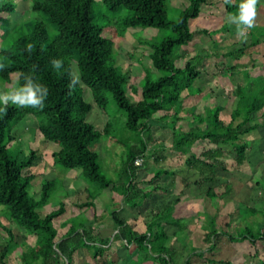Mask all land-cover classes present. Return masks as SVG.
Returning <instances> with one entry per match:
<instances>
[{"label": "trees", "instance_id": "obj_1", "mask_svg": "<svg viewBox=\"0 0 264 264\" xmlns=\"http://www.w3.org/2000/svg\"><path fill=\"white\" fill-rule=\"evenodd\" d=\"M23 1L30 2L32 13L44 19H35L27 35L17 39L12 46L1 48V86L6 85L8 90L13 86L17 89L23 86L26 76H31L35 83L47 87L48 95L43 107H15L10 102L0 105V217L35 239L30 246L22 243L27 248L22 249L19 264H78L82 257L86 259V264H116L113 258L115 241L124 242L131 257L129 264H179L175 259L176 250L168 245L170 228L177 229L173 232L175 238L185 230L183 219L173 215L174 203L158 210L144 207L161 188L159 184L154 186L152 183L164 176H171L175 182L176 173L159 169L155 170L148 183L136 181L142 166L136 165L135 161L138 157L143 158L148 151L150 127L159 124L173 130L172 144L175 151L188 156L186 165L200 171L202 182H212L216 177V168L224 167L223 158L227 155L225 148L233 147L237 163H244L247 145L240 141L241 136L264 126V122L256 123L255 118L256 114L264 110V81L259 87L247 83V79L237 84L235 92L238 101L228 120L222 118L221 114L226 110L220 105L210 106L204 117L197 116L191 110L181 114L187 94L194 95V83L202 77L200 68L209 59L197 55L187 59L186 49H182L193 42L196 34H212L206 28L196 27L192 30L190 27V20L199 17L202 7L209 4L208 0H188L189 4L177 20L168 18L166 0H103L112 13L126 10L124 17L115 21L122 34L138 28L169 31L159 41L139 39L141 44L151 48L149 57L152 69L159 74L155 79L144 75L141 99L134 103L127 95L129 75L113 57L116 49L114 39L104 36L105 27L101 28L95 23L93 10L96 0ZM231 2H225L228 13L238 11L240 2ZM15 8V3L8 0L0 5V14L10 15ZM46 22L55 29L52 35H49ZM110 33L113 35V30ZM116 34L114 32L113 36ZM257 45L259 41L253 40L248 45L221 53V57L239 61L248 49ZM176 51L178 54L173 57ZM54 59L62 61L59 70L52 67L51 61ZM74 60L79 69L78 77L72 73ZM235 64L230 75L235 73L236 66H240ZM250 65H253V59ZM73 77H77L78 82L70 87ZM257 78L264 79V76L259 75ZM83 86L90 88L94 104L104 115H107V95H111L127 116L126 128L134 132L135 142L128 144L120 140L126 152L118 179H112L102 171L100 155L96 151L103 136H109L111 122L108 120L102 131L88 122L87 117L93 105L85 101ZM132 89L137 92L134 86ZM197 90L201 93L199 88ZM27 116H33L37 122L34 141L40 142L42 147L53 143V148L45 151L32 148L28 152L23 149L11 130ZM189 119L194 125L189 130L182 131V128L177 127V122ZM201 123H205L204 127L199 125ZM201 141L213 147L199 156L192 155L190 149ZM15 147L18 149L13 155ZM43 152L52 157L55 168L60 167L66 172L76 171V178L86 183V202H74L66 192L57 209L44 217L40 215L39 210L49 204L58 182L57 179H41L39 198L30 193L36 176L31 169ZM146 183L151 187L146 188ZM224 188L222 196L231 192L228 184ZM108 189L111 191V202L115 203L109 213L115 233L112 237H102L101 231L95 228L100 221L96 200ZM207 195L215 198L219 194L215 188H209ZM122 202L130 208L148 210L149 219L145 222L144 231L134 229L121 217L120 207L115 209V206L117 203L121 206ZM248 212L256 213L251 208ZM216 224V217L207 218L205 226L208 225V229H205L204 241L210 245L208 250H214L218 239L226 236L233 243L248 242L254 250L251 257L258 258L264 251V222L259 224L258 229L245 225L234 233L220 231ZM66 225L68 229L65 234L57 239L59 228ZM0 230L8 238L7 243L0 244V264H9L7 257L17 245L15 234L1 220ZM195 252L197 256H203V251L193 249L192 253ZM207 262L233 264L232 260L207 259ZM181 264L191 263L188 258ZM259 264H264V259H259Z\"/></svg>", "mask_w": 264, "mask_h": 264}, {"label": "rangeland", "instance_id": "obj_2", "mask_svg": "<svg viewBox=\"0 0 264 264\" xmlns=\"http://www.w3.org/2000/svg\"><path fill=\"white\" fill-rule=\"evenodd\" d=\"M6 1L8 0H0V5ZM96 1L95 9L93 10L95 23L101 28L105 27L104 36L114 39L116 49L113 57L130 78L128 80L127 95L132 102H138L141 99L144 75L148 74L152 79H155L159 74L152 69V61L149 57L152 51L151 48L148 45L141 44L139 39L159 41L164 36H167L169 31H161L156 28H138L129 29L127 33L122 34L120 26L115 24V21L124 17L126 10L121 9L118 13H112L103 4V0ZM227 1H232L231 4L241 2V0H208L209 4L202 7L199 17L190 20L192 30L196 27L206 28L212 32L210 34L212 38L210 35L198 33L189 46L182 48L183 50L186 49L184 52L187 53V59L194 55L200 58L207 56L209 59H204L203 67L200 68L202 77L194 83V95L187 94L181 114L191 110L197 116L202 115L204 117L206 109H209L212 105H220L226 110L221 114L222 118L228 120V116L236 107L238 101L235 92L237 84H240L243 79H247V83L255 84V87H259L261 83L263 84L264 79H258L257 77L259 75L264 76V0H258L254 26L245 31L244 37L236 34L235 24L228 23L229 15L236 14L237 10L228 13L225 9V2ZM12 2L16 5L15 11L10 15L0 14V50L3 47L12 46L17 39L27 35L32 30L35 19H44L43 16H36L32 13L30 2L23 0H12ZM188 4V0H166L168 18L177 20L181 11ZM46 27L50 32L49 35H52L55 30L54 27L48 22H46ZM110 30H113V35L114 32H117V34L115 36L111 35ZM253 40L259 41V45L248 49L246 55L239 61H235L230 57H221V53L248 45ZM176 54H178L177 51L173 57ZM251 59H253V65H250ZM235 63L240 66H236L235 73L230 75L231 71H233L231 68L236 65ZM72 68V73L78 77L79 69L75 60L72 61ZM145 68L148 70L145 71ZM1 83L0 81V92H9L16 89L13 86L8 90L6 85L1 86ZM132 86L137 88V92L132 89ZM197 88L201 90V93L198 92ZM83 97L85 101L93 105L92 111L87 117L88 122L92 123L99 131L103 130L108 120L111 122L109 136H103L96 147V151L100 155L99 162L102 171L108 177L118 179L126 152V148L120 143V140L126 141L128 144L135 142L134 132L126 128L127 116L123 110L118 108L111 95H107V115L102 114L99 107L94 104L92 92L87 86H83ZM12 106L16 107L13 104ZM262 111L264 112V110ZM262 111L255 115L256 123L258 124L264 122V113ZM33 120L35 121L33 116L23 118L12 128L11 134L15 135L27 152L32 148L40 151L53 148V143L42 147L40 142L34 141L35 138L31 137L29 129L33 127ZM191 121L192 119L181 120L177 122V127L182 128V131H187L194 126ZM199 125L204 127L205 123ZM150 128L151 140L148 143V151L143 156V162L140 165L142 168L137 174L136 181L148 183L153 178L155 170L159 169L176 173L175 182L171 176H164L152 183L154 186L159 184L161 188L144 206L158 210L174 203L173 215L176 218L183 219L185 225V230L182 234H178L180 235L178 238L173 235V232L177 231V229H169L171 232L169 231L168 245L176 250V261L181 264L189 258L191 264H211L207 262V259L215 261L232 260L233 264H259V259H264V251L258 258L251 257L250 254L254 250L246 241L233 243L228 237L222 236L216 242L217 246L214 250L210 251L208 250L210 245L204 241V238L205 229H208V225H205L209 216L216 217L218 230L228 231L229 233L238 232L245 225L258 229L259 224L264 222V126L241 136L240 141L247 145L244 163L240 165L237 163L233 147L227 146L225 148L227 155L223 158L224 167L219 166L216 168V177L212 182H202L200 171L190 169L186 165L185 161L188 156L175 151L172 144L173 130L169 127H162L159 124ZM211 147H213L212 144L201 141L196 143L190 150L192 155L199 156L203 151ZM16 149L18 147L13 148V155L17 153ZM53 163L52 157L48 155L39 156L34 162L31 171L36 176L32 182L30 193L35 198H39L41 189V179L35 170L39 171L41 168L44 169V167L51 166ZM55 169L54 177L49 180L57 179L56 190L53 192L49 204L39 210L42 217L58 208L59 202L66 192L77 203L86 202L88 198L84 190L85 186L82 184L85 182L79 179L80 182L72 183L73 188L69 187L66 180L60 176L65 175L66 170L60 167L54 168L53 166V170ZM73 172L76 174L75 170ZM56 174L59 176H55ZM211 177L214 176L212 175ZM77 183L81 185L78 186ZM147 183L145 184L147 185L146 188L151 187ZM225 184L231 187V192L222 196L221 193L225 189ZM209 188H215V191L219 194L218 197H208ZM177 198L178 201L175 202ZM96 205L97 213L100 215V221L95 225L96 231H101L102 237H112L115 229L109 213L114 208L115 203L111 202V191L109 189L105 191L102 199L96 200ZM118 207H120L119 213L121 217L133 225L134 229L138 231L145 230V222L149 219L146 208L140 211L138 208H130L125 202H122L121 206L117 203L115 209ZM250 208L255 210L256 213L248 212ZM0 220L5 226L13 229L17 244L7 257L8 263L19 264L22 249H26V245H33L35 239L27 236L20 229L13 227L4 217H0ZM227 223H230L229 227ZM67 229L68 225L60 227L57 239L64 235ZM24 236L26 240H24ZM7 239L6 233L0 230V244L7 243ZM22 243L26 245L24 246ZM124 245L123 241L113 242V258L117 262L116 264H129L131 257ZM193 249L203 251V256H197V252L192 253ZM79 262L78 264H86V259L82 257Z\"/></svg>", "mask_w": 264, "mask_h": 264}, {"label": "clouds", "instance_id": "obj_3", "mask_svg": "<svg viewBox=\"0 0 264 264\" xmlns=\"http://www.w3.org/2000/svg\"><path fill=\"white\" fill-rule=\"evenodd\" d=\"M258 0H241L236 14H230L229 24L236 25V34L244 37L245 31L254 26V18L257 15L256 5ZM52 67L59 70L62 67V61L54 59L51 61ZM78 82L77 77H73L70 87H74ZM48 95L47 87L35 83L31 76L25 77L23 86L14 91L0 92V104L7 105L9 102L17 107H43V102Z\"/></svg>", "mask_w": 264, "mask_h": 264}, {"label": "crops", "instance_id": "obj_4", "mask_svg": "<svg viewBox=\"0 0 264 264\" xmlns=\"http://www.w3.org/2000/svg\"><path fill=\"white\" fill-rule=\"evenodd\" d=\"M36 123L37 122H36V119H35V121L33 122L32 125H33V127H36L37 128ZM41 156L42 157L45 156L44 153H42ZM52 165L54 166V163ZM52 165L51 166L48 165L47 167H44V169L41 168L39 171L35 170L40 179H45V180L47 179V180H49L50 178L54 177L53 176V173H56V169L53 170V166ZM55 176H59V175L56 174ZM60 176L63 177L66 180V183L69 184V187H72V188H73L72 183L79 181L78 179L75 178L76 177V174L73 171L66 172L65 175H60ZM82 184H84V186L86 187V183H82ZM77 185L80 186L81 184H78L77 183ZM104 194H105V192L100 196V199L103 198Z\"/></svg>", "mask_w": 264, "mask_h": 264}, {"label": "water", "instance_id": "obj_5", "mask_svg": "<svg viewBox=\"0 0 264 264\" xmlns=\"http://www.w3.org/2000/svg\"><path fill=\"white\" fill-rule=\"evenodd\" d=\"M36 131H37L36 127H31V128L29 129V134L31 135V137H32L33 139L35 138Z\"/></svg>", "mask_w": 264, "mask_h": 264}, {"label": "built area", "instance_id": "obj_6", "mask_svg": "<svg viewBox=\"0 0 264 264\" xmlns=\"http://www.w3.org/2000/svg\"><path fill=\"white\" fill-rule=\"evenodd\" d=\"M142 162H143V158L142 157H138L136 159V161H135V164L138 165V166H140V165H142Z\"/></svg>", "mask_w": 264, "mask_h": 264}]
</instances>
